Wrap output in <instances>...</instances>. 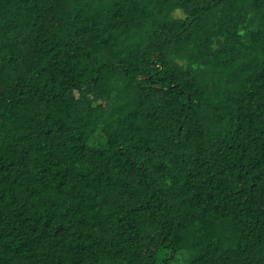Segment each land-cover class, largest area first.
<instances>
[{
  "label": "trees",
  "instance_id": "trees-1",
  "mask_svg": "<svg viewBox=\"0 0 264 264\" xmlns=\"http://www.w3.org/2000/svg\"><path fill=\"white\" fill-rule=\"evenodd\" d=\"M0 264H264V0H0Z\"/></svg>",
  "mask_w": 264,
  "mask_h": 264
}]
</instances>
